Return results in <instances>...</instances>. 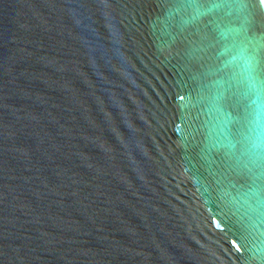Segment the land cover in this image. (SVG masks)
Here are the masks:
<instances>
[{"label": "water", "instance_id": "water-1", "mask_svg": "<svg viewBox=\"0 0 264 264\" xmlns=\"http://www.w3.org/2000/svg\"><path fill=\"white\" fill-rule=\"evenodd\" d=\"M0 264H264L260 0H0Z\"/></svg>", "mask_w": 264, "mask_h": 264}, {"label": "snow or ice", "instance_id": "snow-or-ice-1", "mask_svg": "<svg viewBox=\"0 0 264 264\" xmlns=\"http://www.w3.org/2000/svg\"><path fill=\"white\" fill-rule=\"evenodd\" d=\"M191 3H196L197 0H190ZM261 3H264V0H260ZM234 246H235V242H234Z\"/></svg>", "mask_w": 264, "mask_h": 264}, {"label": "bare ground", "instance_id": "bare-ground-1", "mask_svg": "<svg viewBox=\"0 0 264 264\" xmlns=\"http://www.w3.org/2000/svg\"><path fill=\"white\" fill-rule=\"evenodd\" d=\"M262 6H263V8H264V3H262Z\"/></svg>", "mask_w": 264, "mask_h": 264}]
</instances>
